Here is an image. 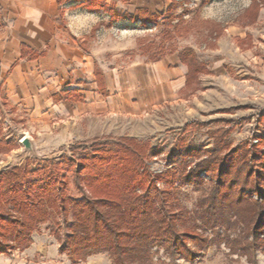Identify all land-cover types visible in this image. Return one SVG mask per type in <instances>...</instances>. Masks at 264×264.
Segmentation results:
<instances>
[{
	"label": "trees",
	"instance_id": "1",
	"mask_svg": "<svg viewBox=\"0 0 264 264\" xmlns=\"http://www.w3.org/2000/svg\"><path fill=\"white\" fill-rule=\"evenodd\" d=\"M210 3L203 0V5ZM260 6L264 1L253 0L249 7L254 22ZM109 11L111 24L127 18L148 25L162 17L142 10L135 16ZM179 56L189 70L185 93L199 91L200 75L208 70L191 49ZM192 125L205 124H186ZM232 131L222 130L213 149H173L169 156L181 159L180 164L164 174L149 170V159L158 155L151 153V145L128 138L115 149H98L83 158L78 155L91 147L72 145L71 157L36 171L15 167L0 172V256L29 248L41 225L52 220L60 252L74 262L105 253L113 264H153L155 250L163 249L172 263H199L206 251L224 244L232 252L247 251L257 264L256 254L264 253V152L252 141L226 146ZM10 151L1 140L0 152ZM30 174L36 178L28 179ZM207 180L211 190L197 213L201 224L193 218L187 227L191 213L175 198L174 187L201 188ZM61 221L70 232L65 244ZM234 230L245 237L231 239Z\"/></svg>",
	"mask_w": 264,
	"mask_h": 264
},
{
	"label": "rangeland",
	"instance_id": "2",
	"mask_svg": "<svg viewBox=\"0 0 264 264\" xmlns=\"http://www.w3.org/2000/svg\"><path fill=\"white\" fill-rule=\"evenodd\" d=\"M250 1L253 0H244V13L238 18L232 14V1H216L222 13L218 15L221 18L220 27L215 25V21H203L202 9L207 6L203 5V0H179L167 9L164 17L148 25L139 21L116 25L117 31L109 41L113 52L107 57L113 67L122 70L135 62H154L158 57L191 49L208 70L200 75L199 91L184 93L181 101L155 110L147 120L133 122L124 135L97 136L52 151L43 150L39 154H36L33 144L30 151L19 143L27 130L26 123H19L10 116L9 111L5 113L0 110V141L7 143L11 150L7 154L0 152V172L15 167L36 171L54 161L71 157L69 147L72 145L86 143L91 147L88 153L78 155V158H83L98 149H115L119 140L128 138L151 145V153L158 155L149 159V170L155 175L164 174L177 169L180 164L181 159L169 156L173 149L182 150L183 153L189 149H213L222 130L230 127H233V131L224 141L226 146L235 148L252 141L260 143L264 152V25H257L256 20L253 21L255 16L249 13L248 7ZM237 25L245 29L242 40L233 35L227 37L224 32L228 26ZM224 37L227 40L219 47L218 43ZM194 121L205 125L200 128L186 126ZM35 178L36 175L28 176V179ZM158 187L167 190L162 183ZM174 189L181 207L191 213L187 227L193 226V218L200 225L197 215L200 212L199 201L211 190L208 180L201 188L176 184ZM61 223L59 233L65 244L70 232L67 225L63 221ZM52 229H56L52 220L42 224L29 248L15 251L11 256H0V264H113L105 253L74 262L67 253L60 252L61 245L51 233ZM206 232L212 235V232ZM242 235L234 230L231 239L245 237ZM255 260L257 264H264V253L258 252ZM153 264L189 263L183 260L172 263L164 250L160 249L155 250ZM190 264L254 263L247 251L232 252L221 244L206 251L199 263Z\"/></svg>",
	"mask_w": 264,
	"mask_h": 264
},
{
	"label": "crops",
	"instance_id": "3",
	"mask_svg": "<svg viewBox=\"0 0 264 264\" xmlns=\"http://www.w3.org/2000/svg\"><path fill=\"white\" fill-rule=\"evenodd\" d=\"M178 1L0 0V110L26 123L36 154L97 136L124 135L133 122L181 101L189 70L179 53L122 70L107 58L115 26L131 21L111 24L109 10L164 17ZM216 1L203 7L202 19L220 27ZM230 1L232 14L240 17L244 0ZM259 9L256 24L264 25V6ZM243 30L237 25L224 32L242 40Z\"/></svg>",
	"mask_w": 264,
	"mask_h": 264
},
{
	"label": "water",
	"instance_id": "4",
	"mask_svg": "<svg viewBox=\"0 0 264 264\" xmlns=\"http://www.w3.org/2000/svg\"><path fill=\"white\" fill-rule=\"evenodd\" d=\"M22 145L27 150H33L31 140L28 137L23 140Z\"/></svg>",
	"mask_w": 264,
	"mask_h": 264
},
{
	"label": "built area",
	"instance_id": "5",
	"mask_svg": "<svg viewBox=\"0 0 264 264\" xmlns=\"http://www.w3.org/2000/svg\"><path fill=\"white\" fill-rule=\"evenodd\" d=\"M22 135H23V137L20 138V141H19L20 144H22L23 140L27 137L25 132Z\"/></svg>",
	"mask_w": 264,
	"mask_h": 264
}]
</instances>
